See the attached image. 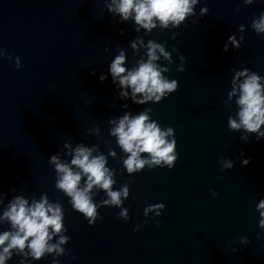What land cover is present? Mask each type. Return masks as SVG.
<instances>
[{
    "label": "clouds",
    "instance_id": "1",
    "mask_svg": "<svg viewBox=\"0 0 264 264\" xmlns=\"http://www.w3.org/2000/svg\"><path fill=\"white\" fill-rule=\"evenodd\" d=\"M198 0H112L107 5L109 12L117 13L122 20L127 21L134 19L137 27L135 30L139 32L140 28L151 32L157 27V21L161 28H168L171 24L173 27H179L186 17L195 15L194 5ZM245 4H252L253 0H244ZM239 9H237L238 11ZM202 12L205 9L201 10ZM243 25L240 29H243ZM252 29L258 33H264V14L258 18H254ZM175 33L172 38L175 39ZM244 37H241L243 42ZM229 42L236 44L234 37H229ZM132 47L136 44L133 42ZM173 51H176L174 48ZM223 51H228L227 44L224 45ZM159 53V55H157ZM163 56L171 63V54L165 51V47L155 41H149L147 44V61H138V67L132 70L126 69L125 55L121 52L115 57L110 65V74L113 81L119 80L121 88H131L132 97L136 103H145L152 100L160 102L169 94L178 90V81L173 79L169 81L162 76V71H169L167 68L161 69L155 61ZM181 61L184 60L180 56ZM16 66H20V58H16ZM183 64L178 66L177 71H183ZM95 71L92 75H95ZM245 77L242 83L237 87V80ZM107 77L100 76L103 81ZM264 77L258 73L248 69L236 71L232 79V91L228 93L231 99L239 91L236 104L238 106V119L228 118V126L232 131L243 129L246 133L256 134L257 140L264 137L261 132V126L264 125V84L261 83ZM137 94H142V100H136ZM121 96L126 97L127 92H122ZM147 111H151L148 109ZM114 136L118 137V144L127 153V158L123 160V165L129 174L138 172L145 165L149 168L154 166L167 165L171 169L176 160V140H167L168 136L173 135V128L168 127L166 131H162L156 122H149V116L146 112L130 118L124 115L120 119L119 124L112 131ZM247 141L248 136H242ZM148 154L149 158H141V154ZM243 155V153L241 154ZM51 162L55 164V170L58 175L55 187L62 190L68 197L74 210L83 214L89 225H94L99 217L97 205L93 202L90 193L94 187L103 189L108 197L102 201L101 206L120 207L122 204L121 196L127 198L129 195V185L125 184L120 190L113 191L112 185L113 173L105 167L107 161L103 155L93 156L92 150L83 146H77L74 158L71 160V166L61 163L58 158L53 155ZM248 159L242 160L243 165L249 164ZM80 171H73V167ZM232 161H225L223 168H232ZM86 176L85 186L81 187V180ZM213 196L218 195L212 192ZM163 203L151 205L144 210L145 216L150 211L155 210L159 216L164 210ZM260 211L259 227L264 229V199L258 206ZM128 209H122L119 213L120 217L125 220L129 219ZM63 210L59 203H49L47 197H42L40 201H33L29 206L28 201L22 197H16L3 214L2 219L7 220L11 224V230H5L0 234V264H5L6 259L12 256V250H18V254H22L25 258L31 256L34 260H40L46 253L56 255H65V250L60 244L66 243L70 238L64 235L59 236L57 244H50L53 234H60L67 231L63 225ZM134 230H138L134 229ZM25 248L29 251L25 252ZM24 264V260L21 261ZM58 264V261H53Z\"/></svg>",
    "mask_w": 264,
    "mask_h": 264
}]
</instances>
